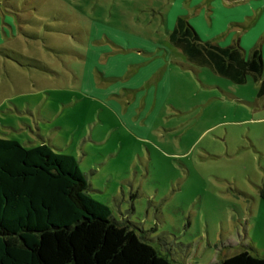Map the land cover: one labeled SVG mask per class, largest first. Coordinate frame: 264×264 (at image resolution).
<instances>
[{"label":"rangeland","instance_id":"1","mask_svg":"<svg viewBox=\"0 0 264 264\" xmlns=\"http://www.w3.org/2000/svg\"><path fill=\"white\" fill-rule=\"evenodd\" d=\"M178 16L202 41L258 46L264 60V0H0V49L43 66L0 54V136L73 155L90 195L172 264L264 256L259 83L191 64L151 117L126 103L140 85L135 49L179 52L168 41Z\"/></svg>","mask_w":264,"mask_h":264},{"label":"trees","instance_id":"2","mask_svg":"<svg viewBox=\"0 0 264 264\" xmlns=\"http://www.w3.org/2000/svg\"><path fill=\"white\" fill-rule=\"evenodd\" d=\"M169 39L190 63L233 83H245L251 75L259 83L258 95H264L258 46L246 54L239 41L226 46L202 41L184 16L176 18ZM0 54L43 68L6 48ZM88 190L73 155L45 143L25 146L0 136V264H172L134 228L114 220L109 206ZM259 196L264 201V185ZM217 264H264V256L243 249Z\"/></svg>","mask_w":264,"mask_h":264},{"label":"crops","instance_id":"3","mask_svg":"<svg viewBox=\"0 0 264 264\" xmlns=\"http://www.w3.org/2000/svg\"><path fill=\"white\" fill-rule=\"evenodd\" d=\"M169 32L168 41L170 45L174 46L169 39ZM155 45L156 47L151 49V51H149L150 49H147L145 45H140L135 49L136 52L133 53L136 61L132 64L134 67L132 68V73L134 76L140 78V85L128 89L131 93L130 96L126 98V103L134 105L137 115L139 114L138 116H141V118L151 117L156 108L161 109L170 101L172 93L171 77L176 73V69H179V66L190 69L192 68L191 64H193L187 60L179 49V52H174L168 44L163 45L155 43ZM116 47L120 48V45H116ZM180 55H183L188 63H184ZM83 58L84 64H93L87 61L88 57L86 55H83ZM108 59H110V57ZM95 64L97 65L98 61H96ZM149 64H152V67L150 68L151 72L147 74ZM127 66L128 65L124 66L123 71L126 70ZM117 67L119 66L117 65ZM144 75L146 76L144 77ZM50 146L56 148L52 145Z\"/></svg>","mask_w":264,"mask_h":264}]
</instances>
